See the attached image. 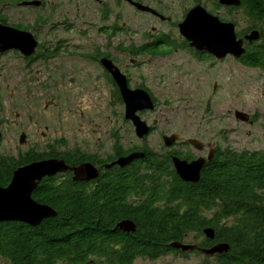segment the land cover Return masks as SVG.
Wrapping results in <instances>:
<instances>
[{
    "label": "flooded vegetation",
    "instance_id": "flooded-vegetation-1",
    "mask_svg": "<svg viewBox=\"0 0 264 264\" xmlns=\"http://www.w3.org/2000/svg\"><path fill=\"white\" fill-rule=\"evenodd\" d=\"M163 1L95 0V2L99 3L101 8L99 21L102 23L99 27L98 33L100 37H96L97 41H89V38L84 36L85 33L83 32V29H80L79 32H71L70 29L72 25L68 26L66 22L61 23L63 28L68 31L70 27L69 32H71L72 35H79L78 37L72 36V38L60 39L52 38L48 41H44L40 36V27L45 23V21L41 20L40 16L36 14L45 8L46 3L43 0H0V26L12 28L17 31L28 32L32 35L36 42V47L34 48L33 53L29 56L22 55L16 49L0 51V103L4 101L1 93L5 92L4 89L8 88L9 79L12 81L14 77H23V81L15 82V88H17L16 91L23 90L24 88L26 91L31 90L33 92H37L36 87L38 86H36V83L34 82H39L37 76L41 73V63L44 65L46 64L44 63L45 61L49 62L52 60L56 61L76 57L81 61L91 62L98 67L100 74H98L97 80L95 76L93 84L96 87L101 86L104 88L105 86V88H108L110 91L109 105H112L119 110V116L116 117L114 121H112L111 118H108L109 124L105 125L104 131L100 128L90 129L91 125H89L84 131L83 138L79 140L77 144H71V146H68V143H66L63 139L53 138L54 140L52 142L43 145L42 148H39L40 146L35 143L24 152H19L15 157L7 154H0V156L11 158L13 160H20L29 154L43 156V158L39 157L38 160L28 162L20 167L45 160L62 161L70 169L78 168L82 165L91 166V171L94 176L88 180H75V175L72 170L58 173L52 177H44L33 191L31 195L32 199L37 189H42L41 185L42 183H45L53 185V187L72 185L77 189L83 190V193L87 197L99 194V198L102 203H114L115 205H118L123 202L132 206L135 201H141L143 199L142 196L139 197L136 192L135 173L138 163L144 161L146 157L151 161V164L154 163V165H156L155 162L157 161H162L163 164L166 163L165 168L168 170V174L161 178L164 182H176L180 188L189 189L194 187L197 188L202 185L201 179L203 176H213L217 169V162L229 160V156L232 152H261L248 150L233 151L226 142L223 143V145L219 144L217 142L219 137L217 138V136H214L213 134L208 135V132L201 133L200 131H197L196 133H189L188 135L184 131L185 135L176 133L168 134L159 128L160 122L156 118L150 119L149 115H156L157 110L160 107L164 105L167 106L165 100L162 101L159 99V96L156 94V90L159 89L157 86H160V83L164 84L166 80L168 81V79L166 76H159L153 74L152 72H147L146 74L141 73L140 70L137 69V67L143 65V61L140 60L141 58L151 57L154 60L159 57L163 59L171 56L173 52L177 53L180 51L181 53H185L186 58L183 65L186 68L179 74V81L181 85L185 87V91L188 89L191 93L188 92L186 95L180 97V99H182L180 101V107H184L186 105L187 107H191L189 104H192L195 108L209 106L210 97L207 96V92L211 91V93L215 94L219 89V84L216 80V70H214V68L218 65H223L226 62H233L243 68L259 69L249 67L245 64L244 55L246 52L238 59L227 55L225 58L218 60L214 56L205 52L195 51L178 33L177 26L183 21L186 13L190 9L196 6H201L209 12L207 9L208 5H214L217 8L223 9L225 12L231 13L241 11L242 0H240V6L238 8L221 6L218 4V0H178L177 6L180 7L183 12L181 19L174 23L171 21L172 17L167 15V13L169 11L172 12V10L167 9ZM31 2H40V5L38 7L26 5ZM122 3L126 4L127 8H129L136 15L143 16L142 18L150 21L149 32L145 34L139 45L114 42L122 30L119 23V15L116 14L115 10H120ZM172 3L173 2H171V4ZM135 4H139L142 7L147 8L148 11L139 10ZM27 14L34 15L33 20L29 21L26 18ZM217 16L224 22H230L221 18L219 15ZM234 24L237 32L236 22ZM53 25L54 24L51 23V28H54ZM252 30L258 31L260 38L257 42L252 44L244 42V48L246 51L248 46L258 45L261 41H264V25H258L250 31ZM250 31L245 28L241 32H237V39L243 38ZM120 57H129L130 65L124 64V62L120 61ZM103 59L110 61L112 65L118 69L121 76L124 77L126 88L129 91H143L149 96L151 102L153 103L154 108L152 111H140L137 113L141 121L145 122L149 127L148 134L142 139H139L136 136L134 126L124 117L125 105L122 96L112 76L101 65V61ZM193 64L194 66H192ZM71 67L72 65L67 67L61 62L55 63L53 64L52 69L47 72L49 81L52 80L55 82L53 85L49 82V85H52L51 87H55V93H67L69 91L68 87L72 88L75 83H81V80L77 78L79 77V74L71 77V74L73 73ZM130 67L133 69H129ZM34 78L35 80H33ZM66 83L68 87L64 85ZM32 100L35 104L39 102L38 97H35L34 94ZM37 107L38 106H36V109ZM55 107L56 102L48 100L44 108L47 109ZM2 110L3 107L0 105V142L5 138L2 124H5L6 114L5 111L2 112ZM235 112L240 111L235 110L233 113L235 120H237ZM240 113L245 114L243 112ZM245 115H247V121L242 123L252 126L254 124L253 118L248 114ZM15 118L17 121L19 120V122L15 124L19 132V135L17 136L18 142L20 145H25L28 141V136L21 126L25 124L26 118H28L29 122H32L33 116L31 114L25 116V113H18L15 115ZM88 122L89 121H87L86 124H88ZM44 128L49 134V128L46 126ZM82 128L78 129V133H81V130H83ZM33 134H38L37 129L33 130ZM39 134H41L42 138L49 136L45 132H41ZM96 135L97 137L94 140V136ZM50 136L54 137L55 133H51ZM151 136L155 137L157 141L156 146H150L145 143V141ZM171 136H175L176 139L169 145H166L165 138ZM130 137L139 141L141 145L138 146L134 144L124 146L121 144L122 139L128 140ZM133 153L143 154V157L132 161L125 167H120L116 164L119 159L126 158ZM174 159L184 162L187 165L195 162L200 164L198 178L195 182L185 181L176 174L173 162ZM150 168L157 170L158 166H150ZM7 185L0 187L4 188ZM214 214V209L203 211V215L205 217H213ZM124 220L127 219L122 218L121 221ZM0 224H3V222ZM202 235L203 236L200 237V241L196 242V244H192L196 246V249L188 253L200 254L206 259H213L217 264L216 258L222 254L207 256L199 250L209 249L219 243H213L207 248L200 247L199 243L204 238L206 240H211L205 237L203 231ZM196 239H199V237ZM181 243H184V241ZM174 253L181 255L187 254L181 253L180 251H176ZM161 256H159V258ZM0 264H9L7 259L3 257L1 250Z\"/></svg>",
    "mask_w": 264,
    "mask_h": 264
},
{
    "label": "trees",
    "instance_id": "trees-1",
    "mask_svg": "<svg viewBox=\"0 0 264 264\" xmlns=\"http://www.w3.org/2000/svg\"><path fill=\"white\" fill-rule=\"evenodd\" d=\"M241 11L248 31L264 25V0H242ZM244 58L264 73V41L248 46ZM39 157L0 156V186L10 182L16 168ZM155 164L147 157L138 163L135 185L143 199L132 206L102 203L99 194L87 197L72 185L42 183L33 199L52 208L55 217L37 227L0 224L3 257L9 264H132L174 253L170 243L202 237L204 229L212 228L214 239L204 238L199 246L228 244L217 264H264V151L232 152L229 160L217 162L213 176H203L202 185L189 189L164 182L166 163ZM211 209L213 217H205L203 211ZM122 218L134 223L135 232L118 230Z\"/></svg>",
    "mask_w": 264,
    "mask_h": 264
},
{
    "label": "rangeland",
    "instance_id": "rangeland-1",
    "mask_svg": "<svg viewBox=\"0 0 264 264\" xmlns=\"http://www.w3.org/2000/svg\"><path fill=\"white\" fill-rule=\"evenodd\" d=\"M46 6L43 10L37 12L45 23L41 25V39L48 41L52 38H72L79 35L71 32H79L83 29L84 36L90 40L97 41L96 37H100L99 27L102 25L99 21L100 5L95 0H43ZM163 1V0H162ZM178 0H164L167 9L172 10L167 13L172 17L171 21L178 22L181 19L182 9L177 6ZM171 2H173L171 4ZM207 9L210 13L219 15L221 18L230 22L235 21L237 32H241L248 27V19L242 11L225 12L223 9L214 5H208ZM119 15V23L122 28L121 33L114 40L115 43L124 42L139 45L145 34L149 32V20L136 15L126 4H121L120 10H115ZM34 15L27 14L26 18L31 21ZM62 22H66L69 29L65 30ZM51 23L54 28H51ZM87 25V26H86ZM124 27V28H123ZM168 30V29H167ZM186 58L185 53L180 51L172 53L167 58L144 57L140 60L143 65L137 67L141 73L146 74L152 72L159 76H166L168 81L160 83L156 90L159 99L167 103L157 110L156 115H149L150 119L156 118L160 122L159 128L164 132L186 134L196 133L197 131L208 132V135L219 137L217 142L221 145L227 143L233 151H264V73L259 69L243 68L233 62H226L218 65L214 70L217 74V82L219 84L218 91L213 94L206 91L210 97L208 107L195 108L180 107V97L186 95L190 90L185 91V87L179 81V74L186 68L183 63ZM120 61L130 65L129 57L122 58ZM65 64L73 70L72 76L79 74L81 83L74 84L72 88L68 87L67 93H55V87H51L55 82L50 80L47 75L55 63ZM41 63V73L38 75L39 82L36 83L37 92L23 90L16 91L15 82L23 81V77H14L9 79L8 88L1 93L3 100L0 105L6 114L5 124H2L5 138L0 142V154H7L12 157L17 156L19 152H24L35 143L42 148L43 145L52 142L54 139H63L68 146L77 144L83 138L85 129L89 125L90 129H101L104 131L105 125L109 124L108 118L112 121L119 115V110L109 105L110 91L108 88L101 86L96 87L93 81L98 78L100 70L91 62L81 61L79 58L71 57L64 60H52ZM194 66V64L192 65ZM129 69H133L130 67ZM146 71V72H145ZM21 76V75H20ZM36 77V78H37ZM76 78V79H77ZM35 80V78L33 79ZM58 80V78H57ZM165 80V79H164ZM49 82L52 85H49ZM85 82V83H84ZM40 84V85H39ZM164 86V87H163ZM39 88V90H38ZM164 88V89H163ZM60 89V88H58ZM163 89V90H162ZM33 94L38 97L39 102L34 103ZM199 94V93H198ZM197 94V95H198ZM48 100L56 102L55 108L45 109ZM36 106L37 109H36ZM240 111L250 115L254 124L246 125L234 118V111ZM1 112V111H0ZM25 116L32 115V122L28 118L25 124L21 126L28 136L25 145L18 142V128L15 124L19 122L15 118L16 114ZM88 124H86V122ZM91 122V124H90ZM83 125V126H80ZM49 128V134L44 127ZM99 126V127H98ZM83 127V128H82ZM82 128L81 133L78 129ZM37 129L38 134H33V130ZM18 132V133H17ZM41 132L47 133L46 138L41 137ZM55 133L51 137V133ZM97 137L94 136V140ZM150 146H156L155 137L151 136L146 141ZM122 145H138L141 144L133 137L128 140L121 141ZM191 235L184 243L196 244L200 241ZM132 264H216L213 259H206L200 254L187 253L185 255L170 253L161 256L156 260L137 259Z\"/></svg>",
    "mask_w": 264,
    "mask_h": 264
},
{
    "label": "water",
    "instance_id": "water-1",
    "mask_svg": "<svg viewBox=\"0 0 264 264\" xmlns=\"http://www.w3.org/2000/svg\"><path fill=\"white\" fill-rule=\"evenodd\" d=\"M218 4L224 7L240 6V0H218ZM26 5L38 7L40 2H31ZM135 6L142 11L147 8L139 4ZM178 33L183 37L195 51L205 52L220 60L227 55L235 59L245 54L244 42L252 44L257 42L260 34L256 30L250 31L243 38L237 39V32L233 22H224L217 15L211 14L201 6L190 9L177 26ZM36 42L28 32L17 31L12 28L0 26V51L16 49L22 55L29 56L33 53ZM101 65L112 76L116 82L122 96L125 112L124 117L134 126L136 136L139 139L145 137L149 132V127L141 121L137 115L140 111H152L153 103L149 96L143 91L131 92L126 88L124 77L110 61L103 59ZM236 119L246 122L247 115L235 112ZM176 139L175 136L165 138L166 145ZM143 154L133 153L126 158L117 161V165L125 167L132 161L142 158ZM176 174L185 181H193L198 178L200 164L191 163L187 165L174 159ZM72 170L75 180H88L94 176L90 165H82L78 168L70 169L64 162L58 160H45L34 162L24 167L16 169L6 187H0V223L18 222L30 227H37L46 219L55 217V211L47 205L35 202L31 195L38 183L44 177H52L58 173ZM117 228L126 233L135 232V225L129 220L121 221ZM203 234L208 239L214 238V231L211 228L203 230ZM169 247L181 253H188L196 249L195 245L172 242ZM229 245L219 243L209 249L199 250L207 256L225 254L229 251Z\"/></svg>",
    "mask_w": 264,
    "mask_h": 264
}]
</instances>
